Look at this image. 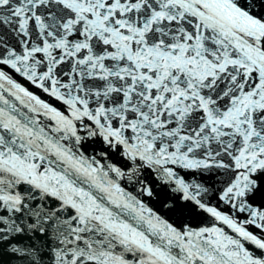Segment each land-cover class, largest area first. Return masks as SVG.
<instances>
[{
  "label": "snow or ice",
  "instance_id": "1",
  "mask_svg": "<svg viewBox=\"0 0 264 264\" xmlns=\"http://www.w3.org/2000/svg\"><path fill=\"white\" fill-rule=\"evenodd\" d=\"M0 264H264V0H0Z\"/></svg>",
  "mask_w": 264,
  "mask_h": 264
}]
</instances>
